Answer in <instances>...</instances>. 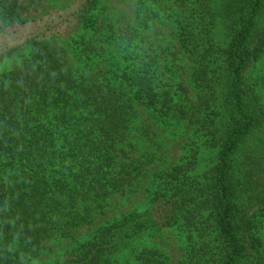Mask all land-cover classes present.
<instances>
[{
    "label": "trees",
    "instance_id": "trees-1",
    "mask_svg": "<svg viewBox=\"0 0 264 264\" xmlns=\"http://www.w3.org/2000/svg\"><path fill=\"white\" fill-rule=\"evenodd\" d=\"M44 1L0 0V36L33 22L24 15ZM104 1L68 0L60 11L75 7L71 35L38 34L0 52V65L13 61L0 74V264H168L157 249L137 246L164 230L186 241L182 264H264V106L249 75L264 52V0H160L195 63L199 111L213 108L194 123L215 163L195 175L190 148L181 164L153 174L145 210L45 258L49 240H72L73 229L90 224L95 209L139 174L129 171L125 144L137 104L161 122L195 119L184 100L161 88L157 55L144 48L139 27L98 15ZM217 19L224 46L212 38ZM57 40L87 65L108 44L122 54L88 74Z\"/></svg>",
    "mask_w": 264,
    "mask_h": 264
},
{
    "label": "rangeland",
    "instance_id": "rangeland-1",
    "mask_svg": "<svg viewBox=\"0 0 264 264\" xmlns=\"http://www.w3.org/2000/svg\"><path fill=\"white\" fill-rule=\"evenodd\" d=\"M172 2L174 4V0ZM172 2L170 1V6ZM67 4L68 0H45L37 9L25 14L26 19L35 20L23 28L6 29L0 36V52L38 34H44L43 38H48L51 34L62 36L61 38L71 35L74 24L69 21L75 7L70 6L60 11ZM163 6L160 0H105L99 6L98 15L106 16L111 21L122 19L132 26L139 27L144 48L151 47L157 55L161 88L170 91L175 98L184 100L185 105H188L193 115L195 114V119L191 118L190 123L186 121L177 125L161 122L153 118L145 106L137 104L136 116L131 122L125 144L128 145L130 162L133 163L129 171L136 168V172L139 169V174L135 177L134 169L132 178H135L124 187L123 192H116L106 198L102 206L95 209L90 224L73 229L72 240H49V251L45 254L48 261L60 258L77 243L92 238L106 222L145 210L154 186L153 174L169 172L181 164L188 156L190 148L196 153L195 175L204 174L215 163V149L205 144V132L198 134L194 123L197 116L203 120L213 116V108L199 111L198 97L203 92L193 79L195 63L189 53L181 48L176 36L177 24L167 18L168 12ZM219 20L217 19L211 34L218 46H224L227 38L224 26ZM55 43L66 50L65 55L74 68L88 74H96L105 69L107 65L102 63L103 60L119 58L122 54L120 47L108 44L104 46L102 57L87 65L67 42L57 40ZM12 63L13 61H9L1 64L0 74L8 70ZM249 75L253 89L264 106V52L252 65ZM260 237L264 242V223L260 228ZM137 246L157 249L166 255L168 264H182L188 252L186 241L174 230L145 236L137 242Z\"/></svg>",
    "mask_w": 264,
    "mask_h": 264
}]
</instances>
